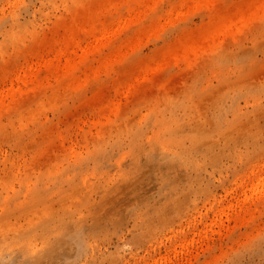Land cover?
Masks as SVG:
<instances>
[{
  "label": "rangeland",
  "instance_id": "374dc122",
  "mask_svg": "<svg viewBox=\"0 0 264 264\" xmlns=\"http://www.w3.org/2000/svg\"><path fill=\"white\" fill-rule=\"evenodd\" d=\"M154 1H161V5L159 3V5H153L156 10L151 5ZM180 1L0 0V101L5 106L10 102L13 103L6 107L14 105L12 106L14 109L15 104L19 103L20 105L21 100L23 101L24 98H27L24 99L25 103L28 101L30 103L28 96H25L29 85L24 81L29 75H32L33 78L42 76L41 81L44 78L42 85L47 83L46 86L44 85L45 87H48V83L53 82L55 85L52 86H58L59 88L61 85L58 81L60 79L58 74L60 72L62 74V71H59L57 67L59 63L65 64L67 62L66 57L72 63L81 62V64L84 58H86L88 64V61L92 58L91 64H89L92 67L104 66L103 61L112 62L116 58H120L118 60L121 62L127 58L130 62H128V66L127 60L124 61L126 64L122 62L126 65L124 71L120 67L121 70L119 71L120 73L124 72L125 77L119 71L116 73V69L120 66L117 63L110 66L111 69L107 68L108 73L105 74L106 68L101 69V74L97 73L96 79L91 84L99 86L100 83L104 82V84L102 83L103 88L100 84L102 90L96 86L95 90L98 88L99 92L93 91L97 93L95 95L99 101L95 99V102H93L94 98L90 99L92 93L90 91L93 90V85L86 84L87 88L92 90H88L85 88L86 86L79 89L89 91L87 93L89 98L84 94L87 97L88 104L83 97L84 92L78 91L79 94L82 93V96H78L74 94L75 91L77 92L76 89L73 92L74 87H67L72 89L71 94L68 93L69 89L66 90L68 92H65L67 94L62 92V96L64 95L62 99H65L66 102V98H68V103L65 104L64 102L66 106L75 99L76 102L74 101L71 105H68L70 110L73 109L71 111L68 108L64 110V105L61 106L64 100L61 98L62 102L57 100V97H60L57 96L59 92V95H61L60 88L64 91L63 87L59 89L56 87L55 89L59 92L55 90L51 93L54 90L51 85V88L46 89L43 86L39 87V90L44 88L42 89L44 91H41V96L43 95L44 100H47L45 101L47 105L50 101L48 99H52L50 96L56 92L58 93L55 94L56 96L54 95L56 100H51L57 101L53 103L54 105L61 106H58L57 110H51V106L45 108L42 105L41 107L45 108L42 112L40 104L45 103H42L43 98L36 96L35 93L34 97L36 96L37 100L35 98L32 100L33 97L29 98L33 104V109H31L32 105L27 103L28 105L25 106L24 111L22 108L18 110L24 112L26 116L21 115L25 117L24 119L17 112L19 108H15L17 113L14 112L13 116L10 112L11 110L13 112L12 107L6 111L7 108L2 104L5 110H1L11 114L5 113V115L2 111L0 114V121L2 120L0 129L1 127L2 129L7 128V131L0 130V166H2L0 176L3 173L2 177L11 179L13 174L11 168H15L12 167L14 166L11 161L12 158L13 160H19V162L21 160L23 163H20L21 169L19 171L17 167L15 168V177L12 178L14 180H10V186L6 187L5 184V186H2V183H5L3 178V181H0V189H3V187L7 189L4 188V193L3 191L0 193V198L6 193L5 197L9 198L7 202L13 207L12 204L17 202L18 198L23 199L21 195L25 193H30L32 196L38 194L40 196L38 202H45V208L47 211L49 210L43 215L39 224L42 227L45 225L44 229L46 230H40L37 237L34 236L37 235L35 227L39 225L32 224V221L29 222L32 218L38 217L33 208L27 206L26 210L28 212L25 211L24 215L17 210H15L17 213L13 210L11 216L14 217L18 214L14 218L5 214L3 209L0 210V220L4 218V215H8L10 219L6 217L8 219L5 218V220H9V223L23 224L22 221L28 219V221L25 220L27 225L24 222V226L26 225L23 226L24 230H19V235L27 234L30 230L35 229L33 230L34 233L25 234L27 237L31 236L30 238L34 236L31 241L29 240L30 242L22 248H20V245H15L18 248L12 252L13 258H5L4 264H264V0H246L245 2L248 4L245 5H242L244 0L243 3L242 0H225L222 1L225 3L221 5L216 4L221 0H187V5L184 6L186 9L182 8L183 6H179V8L173 6L179 4ZM131 8L132 11L134 10L137 13V17L143 15L141 16L143 18L144 13H148H146L144 19L139 17L141 22H144L148 16L150 18L148 19L149 22L145 21L147 24L145 22L142 24L143 28H141L140 34L137 33L138 31L136 32V29L139 30L138 28L141 26V23H139L140 26L137 27V22H140V20L137 17L134 18L135 12L131 13ZM141 8L145 12L140 10ZM137 9L142 13L139 12V14L136 11ZM210 9H212V13ZM127 11L129 14H127ZM211 14L212 16H210ZM245 14L247 18L243 20L242 26H240L242 20L236 18ZM213 15H215V18ZM179 16H181L180 19H178ZM187 18L189 21H184ZM231 19H235L233 22L234 27H228L232 25ZM169 21L172 24L174 23L173 25L179 24L180 29L177 26L175 28V26L170 25ZM219 21L220 23L217 26ZM134 22L137 24L136 29L131 32V29L127 28L130 26V28H134ZM183 23L187 25L186 27H189L186 28ZM203 23L212 24L211 26L206 25L203 30H200ZM144 24H146L145 27ZM214 24L215 27H212ZM221 24L225 27L223 30L219 28ZM181 25L184 29L181 28ZM170 26L174 28L172 31ZM191 26L192 29H190ZM125 27L127 33L129 30V38L127 34L125 35V30H122ZM74 29L77 30L79 35L85 32L82 36L80 35L84 41L78 36H76V40L72 37V41L69 35H67L69 39H65V33H70ZM231 29L233 31H230ZM89 30L91 33H88ZM158 30L160 33H170V36L163 33L165 35L162 38L161 35L163 34L157 35L160 34ZM122 32L125 33L121 34ZM180 32L186 37L191 36V38L192 35L190 34L192 32L195 35L193 36L195 37L194 41L183 40L181 43L179 42L180 38L171 46L169 42L176 41L181 37L182 35L179 36ZM92 33H96L97 37ZM130 33L132 34L130 35ZM61 34L65 37H62ZM120 34L122 38L126 40L128 38V41L125 42L121 37V40H118L119 36L117 37V35ZM174 34L179 37H175ZM153 35L157 36L153 37ZM113 38H115L114 42L111 40ZM215 40L218 41V44L213 43ZM127 42L130 46L126 44ZM62 46H65L64 51H61ZM98 46L100 47L98 48ZM115 46L118 47L117 50ZM125 48L130 52H127ZM120 50H125L126 52L123 53L128 54L127 56L130 55L131 51L134 55L131 53L130 57L125 56L124 58V54L119 53ZM134 51L136 52L134 53ZM70 52L72 53L70 54ZM95 52L96 57L93 60ZM85 53L87 57L84 55ZM119 54H122V56L119 57ZM172 54H174L173 59H170ZM139 55L140 57L137 58ZM215 58H219V62L224 65L223 68H226V71H224V75L220 73L207 77V73L211 71V69H208L211 65H214L215 69L219 68ZM212 60L214 61L212 62ZM87 63H85V67L80 64L81 67H84H82V70L81 67L76 70L84 78L83 74L92 76V68H88L91 66ZM123 64L121 65L123 66ZM128 67L132 71L129 75L126 72V70L129 71L126 69ZM86 68L89 72H86ZM113 68H116L115 72H112L114 71ZM198 68H200L199 71ZM61 69L63 70V66ZM55 72L58 73L57 77ZM46 73L50 75L45 77ZM118 74L123 77L120 85V82L115 84L113 76ZM70 76L72 77V75ZM198 76L201 77V81L197 80ZM222 76L225 79H222ZM47 77L49 78L45 79ZM67 78L66 83L71 84L73 77L72 79ZM99 78L100 80H98ZM192 78L195 82H192ZM56 80L59 85L56 84ZM105 80L109 82V85H106ZM220 80L224 81L221 82ZM152 81L155 82L152 83ZM157 81L160 83L157 84ZM174 83L177 87L180 86L179 90L174 88ZM115 85H117V91L114 90ZM104 86H106V90ZM189 87H191L189 91L194 89L191 91L194 94L198 90L194 96L195 102H193V97L187 98L188 93L187 97H184L183 91ZM23 89H26L25 92ZM29 89L31 91L28 90L27 95L35 92L34 89ZM72 92L75 95L74 98ZM15 93L20 94V96H16ZM46 93L49 95L44 96ZM12 94H15L17 98L22 96L21 100L14 98L20 100L14 104L13 98L10 101ZM71 95L73 99H70ZM108 96L114 99H106ZM196 96H198L197 99ZM75 97H81L77 99L79 102ZM40 98L41 102L38 103L37 101H40ZM182 98H186V102L180 104L181 106H177L179 99ZM81 99H84L82 102L85 103L82 104ZM174 101H177V104ZM173 102L176 104L175 106ZM37 103L39 104L38 107L35 106ZM74 103H77L80 107L76 108L77 105ZM93 103L95 104L93 105ZM96 103L98 104L96 105ZM72 105L74 108H72ZM26 107L29 110H26ZM36 107L41 110L38 109L35 112ZM48 107H51L50 110ZM174 107H177V109ZM62 108L63 111L60 110ZM30 110L33 113L35 112V115L30 114L31 112L27 115ZM60 111L68 118L63 116L62 112L59 114ZM39 112L42 116L39 115ZM43 113L45 115L49 114V116L44 117ZM2 114L6 116V120H4L5 116ZM27 116L29 118H26ZM35 118H37L39 125L37 121L33 120ZM56 118L60 121L58 122L60 128L55 127L57 124ZM33 121L36 124H33ZM11 122L15 125L18 124L17 128L20 125L19 128L22 129H18L21 132L13 124L15 128L5 127L6 125L12 126L9 124ZM19 122H24L26 127ZM52 126L53 128L62 129L63 133L69 136L67 142L69 148H65L68 151L64 150L63 152L65 154L67 152V158L69 157L68 159L71 160H65L63 158L64 154L61 157L59 155L57 158V154L63 153L62 148H60L61 144L51 145L52 147L56 146L55 148L50 146L49 142L51 143L52 140L51 136L49 135V137L47 134ZM161 126H163V129H161ZM168 126L173 128L172 132H167V134L173 136L171 143L167 146H163L161 143L155 144L153 142V140L155 141L154 137L163 136L162 134ZM90 128L93 130L92 134L89 132ZM43 129H46L44 130L45 133L48 130L47 134L41 133ZM10 133L13 139L10 136L7 137ZM35 133H38V136ZM29 134L31 137L36 138H31ZM101 134L104 136H99ZM43 137H47L46 140L45 138L42 139ZM39 138L42 139L39 142L45 145L46 149L43 148L44 146L42 148L38 147V153V150H34L35 148L32 146L33 144L31 145V142L32 139ZM72 140H75L76 144L79 143L75 144L76 148H74L77 153L70 151L71 146H74L75 143ZM19 146L25 147L24 151ZM27 146L29 147L26 148ZM49 147H51V150L54 149L56 153L51 151ZM42 149L46 150L42 153V155L45 154V157L51 154L48 158L55 161V165L58 167L55 169L60 172L52 169L55 166L54 162H51L53 165L49 167L54 172L49 173L50 170H46V173L48 171L47 174L39 176L41 170L47 169L49 165L40 164L34 166L39 168L34 171L36 174L32 173L35 174L32 177V174L26 173L29 170L25 172L27 165L22 157L24 155L31 162L34 153L37 152L41 155ZM48 149L51 151L50 153L47 152ZM57 149L61 150L58 151ZM20 151H22V155L19 154ZM11 152L10 157L7 156ZM68 152L74 153V155ZM4 153H6L5 158L7 161L3 156ZM52 153H55L54 157ZM81 153H83L82 156ZM68 154L73 157L76 154V159L71 158ZM44 156H39L41 161H43ZM2 157L4 159L1 160ZM55 158L59 161L57 162ZM60 158L65 161L61 162ZM9 159L11 166L9 165ZM64 162L65 164H63ZM68 162H73V165L78 169H71V173L68 172L63 177L64 172L62 170H66ZM6 163L8 167L10 166V171H8L9 169L3 170L7 166ZM4 164L5 167H3ZM59 165L60 168L65 166V169H59ZM71 165L72 163L69 164V169L74 167ZM29 169L33 171L31 167ZM20 170L28 175H24L25 179L26 177L28 179L25 182L20 181V178L24 179V177L19 178L22 175L21 173L24 174ZM18 172H21L20 175L16 174ZM59 173H62V175L57 178L56 176H59ZM16 176H18L17 179ZM2 179L0 177V180ZM54 180L57 181L58 187H55L56 181ZM46 182H51V185L49 183V186L48 184L45 185ZM41 183H44V186ZM116 183H118L117 185L120 184V189L114 187ZM122 183L125 184L123 189H130L129 192L125 189L129 194L127 196L125 190L122 189ZM114 188L118 191H115ZM13 189H15V192ZM71 189L72 199L71 197L70 199L72 203H70L69 198H66L71 196ZM79 189L84 191L82 192ZM112 191L119 193L115 195ZM106 192L109 197L112 196L110 199L114 196L117 197L121 192L123 194L118 196L121 197L119 201L116 197H114L115 201L107 197V201L110 200L108 201L110 205L111 202H114L112 204L115 205L110 206L107 201L105 202L104 197L106 195L104 194H107ZM87 193H89V198H87ZM86 194V197L80 199ZM9 195L10 197H7ZM52 196L53 200H51ZM14 198H16L15 202L12 201ZM77 201L81 204L79 205L81 207L77 206L79 204ZM52 205L60 209L67 207L66 211L70 214L66 224L60 225L59 218H57L58 222L56 218L53 219L50 212ZM29 209H33L34 213H31ZM78 209L82 214H79L80 217L85 216L84 219L86 217L89 219L84 220L81 217L83 223L80 222ZM75 214L77 215L75 216ZM54 220L56 221L54 222ZM48 224L52 228L48 229ZM4 232L0 239L1 237L9 239L13 231H10L9 228L7 230L5 225ZM45 240L49 241L46 256H44L46 258L40 259V262L43 261V263H39L30 256L29 244L37 251L41 250Z\"/></svg>",
  "mask_w": 264,
  "mask_h": 264
},
{
  "label": "bare ground",
  "instance_id": "6f19581e",
  "mask_svg": "<svg viewBox=\"0 0 264 264\" xmlns=\"http://www.w3.org/2000/svg\"><path fill=\"white\" fill-rule=\"evenodd\" d=\"M136 1H137V0H136ZM222 1H225V0H221V2L219 1L220 3H219V2H218V3L216 2V4H217V5H219V4L221 5V4L223 3ZM226 1H227V0H226ZM240 1H241V0H240ZM245 1H246V0H244V4H242V5L248 4V3H246ZM132 2H133V1H132ZM160 2H161V1H159V2L154 1L153 4H151V5H152V8H153V5L155 6V5H157L158 3L161 5ZM162 2H163V1H162ZM171 2H174V1H171ZM171 2H170V3H171ZM241 2L243 3V0H242ZM241 2H240V5H241ZM135 3H136V2H135ZM135 3H134V4H135ZM137 3H138V2H137ZM137 3H136V4H137ZM174 3H175V2H174ZM176 3H177V2H176ZM213 3L215 4V1H213ZM224 3H225V2H224ZM224 3H223V4H224ZM140 4H141V2H140ZM159 4H158V5H159ZM171 4L173 5V3H171ZM216 4H215V5H216ZM250 4H251V3H250ZM186 5H187V0H181V1L179 2V4H177V5L174 4L173 6H174V7H178V8H179V6H183L182 8H185L184 6H186ZM225 5H226V4H225ZM138 6H142V5H138ZM130 7H132V6H130ZM136 7H137V6H136ZM158 7H159V6H158ZM216 7H217V6H216ZM216 7H215V8H216ZM133 9H134V8H133ZM138 9H139V7H138ZM138 9H137L136 11H138ZM153 9H155V8H153ZM185 9H186V8H185ZM140 10L144 11L142 8H141ZM155 10H156V9H155ZM155 10H154V11H155ZM129 11H130V9H129ZM132 12H135V11H134V10L132 11V8H131V13H132ZM139 12H140V11H138V13H139ZM144 12H145V11H144ZM181 12H182V11H181ZM181 12H179V13H181ZM183 12H184V11H183ZM210 12L212 13V9H210ZM210 12H209V13H210ZM219 12H220V11H219ZM131 13H130V17H131ZM140 13H142V12H140ZM140 13H139V14H140ZM146 13H147V12H146ZM146 13H144V17H143V18L141 17V16H143V15H140L139 17H140L141 19H144V18L146 17ZM209 13H208V14H209ZM127 14H129L128 11H127ZM136 14H137V13L135 12L134 18L137 17ZM147 14H148V13H147ZM182 14H183V13H182ZM206 14H207V13H206ZM128 16H129V15H128ZM128 16H127V17H128ZM177 16H178V15H177ZM204 16H206V15H204ZM210 16H212V14H211ZM214 16H215V15H213V17H214ZM127 17H126V18H127ZM139 17H137V18L139 19ZM180 17H181V16H179L178 19H180ZM207 17H208V15H207ZM131 18H132V17H131ZM131 18H130V21H131ZM134 18H133V19H134ZM137 18H136V19H137ZM183 18H184V17H183ZM188 18H189V17H188ZM188 18H187V19H184V21H185V20H188ZM205 18H206V17H205ZM214 18H215V17H214ZM245 18H247V15H246V14L243 15V16H240V17L236 18V19L242 20L241 23H240V26H242L243 20H244ZM128 19H129V18H128ZM138 19H137V21L140 20V22H137L138 25L135 23V22H136V20H135V22H134V23H135V25H134L135 27L133 26V24H134V23H133V24H131V25H132L134 28H130V27H131V26H130V27L127 28V29H131L130 31L132 32L133 29H136V25H137V27H138V26H140L139 23H141V26L138 28L139 30L136 29V32L138 31L137 33L140 34L139 32L141 31V28H143V27H142V26H143L142 24H143L145 21L149 22L148 19H150V18H149V16H148V17L145 19L144 22H141V19H139V20H138ZM172 20H173V19H172ZM234 20H235V19H231V20H230L231 23H232V25H230V26H228V27H232V26L234 27V24H233ZM124 21H126V20H124ZM127 21H128V20H127ZM130 21L128 22V24L130 23ZM188 21H189V20H188ZM203 21H204V20H203ZM147 22H145V23L147 24ZM121 23H122V20H121ZM124 23H125V22H124ZM124 23H123V25H124ZM169 23H170V21H169ZM219 23H220V21L217 23V26H218ZM146 24H144V27H145ZM173 24H174V23H173ZM173 24L170 23V25H173ZM176 24H177V23H176ZM184 24H185V23H183V25H184ZM211 24H212V23H211ZM211 24L203 23V26H202V28H201L200 30H203V29L205 28L206 25H207V26H211ZM223 24H224V23H223ZM150 25H151V24H150ZM150 25H149V26H150ZM201 25H202V24H201ZM126 26H127V25H126ZM128 26H129V25H128ZM128 26H127V27H128ZM174 26H175V28H176V26H177V28L179 27L178 29H180L179 24H177V25H173V27H174ZM181 26H182V25H181ZM184 26L186 27L187 25H184ZM170 27H171V26H170ZM173 27H171V31H172V29H174ZM188 27H189V26H188ZM188 27H186V28H188ZM199 27H200V26H199ZM212 27H215V24H214ZM123 28H124V26H123ZM181 28H183V26H182ZM192 28H193V27L191 26L190 29H192ZM219 28H220L221 30H223L225 27H223V25L221 24V25L219 26ZM183 29H184V28H183ZM104 30H106V29L104 28ZM122 30H123V31L125 30L126 33H125V32H124V33H125V35L127 34V35H128V38H129V30H128V33H127V30H126V27H125V29H122ZM142 30H143V29H142ZM54 31H55V30H54ZM54 31H53V32H54ZM158 31H159V30H158ZM162 31H163V30H162ZM171 31L169 30V32H171ZM175 31H177V30H175ZM230 31H233V29H231ZM55 32L57 33V31H55ZM65 32H66V31H65ZM67 32H68V31H67ZM178 32H179V31H178ZM61 33H63V32H61ZM84 33H85V32H82V34H84ZM88 33H91V31L89 30ZM124 33L122 32L121 34H124ZM158 33H160V31H159ZM163 33L167 34L166 36H170V35H169L170 33H169V34L166 33V32H163ZM163 33L161 32L160 34H157V31H156V34H157V35H161V34H163ZM65 34H66V38H65V39H69V37L71 36V38H70L71 40H72V37L75 38V40H76V39H77L76 36H78V38L80 37V35L82 36V34L79 35V33L77 32V30H75V29H74V30H71L70 33H65ZM65 34H64V35H65ZM115 34H118V33H115ZM121 34H120V35H117V37L119 36V38H117L118 40H121V38H122V35H121ZM131 34H132V33H130V35H131ZM153 34H154V33H153ZM165 34L161 35V37H162V36L164 37ZM185 34H186V33H185ZM67 35H69V37H67ZM92 35H94V36L96 35L95 37H97V34H96V33H92ZM135 35H136V33H135ZM151 35H152V34H151ZM157 35H155V36H157ZM180 35H182L181 32H180L179 36H180ZM190 35H192V38H191V36H190V37H189V36L186 37V35H182L181 37H179V36L177 35L179 38H178L176 41H173V40H172L173 42L171 41V42H169V44L172 46V45H173L174 43H176L180 38H181V40H179V42H181V43L183 42V40L193 42L194 39H195V37H193V36H195V35H194L192 32H191ZM61 36H62V37H65V36H63L62 34H61ZM94 36H93V37H94ZM123 36H124V35H123ZM144 36H145V34H144ZM144 36H143V37H144ZM147 36H149V35H147ZM155 36L153 35V37H155ZM174 36H175V34H174ZM174 36H173V38H174ZM177 36H175V37H177ZM83 37H84V36H83ZM95 37H94V38H95ZM115 37H116V36H115ZM120 37H121V38H120ZM124 37H125V36H124ZM133 37H134V36H133ZM149 37H151V36H149ZM149 37H148V38H149ZM163 37H162V38H163ZM171 37H172V36H171ZM128 38H127V40L124 39V38H122V40L124 39V41L126 42V41H128ZM130 38H131V37H130ZM156 38H157V37H156ZM80 39H81V37H80ZM99 39H100V37H99ZM117 39H116V40H117ZM152 39H155V38H152ZM171 39H172V38H171ZM175 39H176V38H175ZM75 40H74V41H75ZM81 40H82V39H81ZM81 40H80V41H81ZM86 40H87V39H86ZM111 40H113V42H114L115 38H113V39H111ZM72 41H73V40H72ZM77 41H78V40H77ZM82 41H84V40H82ZM130 41H131V40L129 39V42H130ZM221 41H222V40H221ZM78 42H79V41H78ZM111 42H112V41H111ZM166 42H167V41H166ZM106 43H107V42H106ZM213 43H217V44H218V41L215 40ZM108 44H109V43H108ZM126 44H129V43L127 42ZM74 45H76V44L74 43ZM79 45H80V44H79ZM105 45H106V44H105ZM109 45H110V44H109ZM109 45H108V46H109ZM116 46H118V45H116ZM116 46H115V47H116ZM126 46L128 47V45H126ZM129 46H130V44H129ZM64 47H65V46H64ZM64 47H63V46L61 47V51H64V50H65ZM99 47H100V46H98V48H99ZM129 48H131V47H129ZM94 49H95V48H94ZM96 49H97V48H96ZM117 49H118V47H116V50H117ZM125 49H127V48H125ZM131 49H132V48H131ZM124 51H125V50H120L119 53L124 54V53H123ZM128 51H129V50L127 49V52H128ZM96 52H97V51H96ZM96 52H95V54L93 55V56H94L93 60H94L95 57H96V56H95V55H96ZM125 52H126V51H125ZM129 52H130V51H129ZM135 52H136V51H134V53H135ZM71 53H72V52H70V54H71ZM131 53H132V55H134L132 51H131ZM131 53H130L129 56H127L128 54L125 55V54H126V53H125V54H124V58H125V56H126V57H130V56H131ZM137 53H138V52H137ZM122 54H119V57H121ZM84 55H86V57H87V54H86V53H85ZM84 55H83V56H84ZM97 55H98V54H97ZM62 56H63V55H62ZM89 56H90V55H89ZM89 56H88V57H89ZM173 56H174V54H172V55L170 56V57H172V58H170V59H173ZM84 57H85V56H84ZM136 57H137V56H136ZM139 57H140V55H139L137 58H139ZM216 57H218V55H216ZM89 58H90V57H89ZM89 58H88V59H89ZM141 58H142V57H141ZM221 58H222V57H221ZM61 59H62V57L60 58V60H61ZM66 59H67V62H66L65 64H62V63L60 64V63H59V66L57 67L59 71H62V74H60L61 72H60L59 74H58L57 72H55V73H56V74H55L56 77H57V74H58V76L60 75V76H59L60 79H59V78H56L57 80L59 79L58 81L61 82V83L59 82V84L61 85V86H59V88H60V87H63V89H64V91H62V88H60V89H61V90H60V91H61V95H59L60 92H59V90H57V89H59L58 86H56L57 89H55L56 87L52 86V85H55V84H53V82H51V81L49 80V82H51L52 84H51V83H50V84L48 83V87H49V88H51V87L54 88V90L51 89V90H53V91H51V93L55 92V90H57V91L59 92V94L56 92V93H54L53 95H51V93H50V95H51L50 97H51L52 99H54V100H56V97H55L56 95H55V94H58L57 96H60V97H57V98H58L57 100H60V98L62 99L63 96H64V95L62 96V92H64V93H65V92H68V91H66V90L69 89V88H67V87H70V88H73V87H74L73 92H74L75 89H76L77 92L75 91L74 94H75V95L77 94L78 96H80V95L84 92V93H83V97L87 100V97L89 98V95L87 94L89 91H87V90L84 89V90L86 91V93H85L84 90L81 91V90H79V89H80V88L82 89V87L86 86V84H87V85L90 84V86H92L93 84H91V83L96 79V77H97V76H96L97 73L102 72V70H101L102 68H106V69H107V68L109 67L108 69H111L110 66L114 65L115 63H117L118 65L120 64L119 68H118V67H117L118 69L115 68L117 71L113 68L112 70H114V71H112V72H115V71H116V73H118V71L121 70V69H122V71H124L123 69H124L125 66H126L125 64L127 63V66H128V62H129L128 59L126 58L127 61L124 60V61H126V63L122 60V62L125 63V64H123L120 60H118V59H120V58H118V59L116 58V60H114V61H112V62H106V61H103V65H104V66H99V67H95V66H93V67H92V65H89V64H91L90 61L92 60V58H90L91 60L89 59V60H90V61H88L89 64L86 62V61H87V60H85L86 58H84L85 61H84V60L82 61V62H83V63H82L83 66L86 65L85 63H87L89 66H91V67H88V66H87V67H88V68H92V70H91V71H92V72H91L92 76H91L90 74H88L87 76L83 74V76H85V78H84V77L80 76V74H78L77 71H76L77 68L80 69V67H81V65H82L81 62H79V63H72V62H70L69 58L66 57ZM122 59H123V57H122ZM170 59H169V60H170ZM174 59H175V58H174ZM136 60H137V59H136ZM139 60H141V59H139ZM217 60H218V61H217ZM118 61H120V62H118ZM213 61H214V60H212V62H213ZM215 61L217 62L216 64L219 66V68H218V69H215L214 65H213V66L211 65V66L208 68V69H211V71H210V72L207 71V72H208V73H207V77H210V76L213 75V74L216 75V74H220V73H221V75H224V71H226V68H223L224 65H223L221 62H219V58H215ZM129 63H130V62H129ZM80 64H81V65H80ZM121 64H123V66H122ZM57 65H58V64H57ZM118 65H117V66H118ZM209 65H210V63H209ZM209 65H208V66H209ZM62 66H63V70L61 69ZM83 66H82V67H83ZM130 66H131V69H132V65H131V64H130ZM215 66H216V65H215ZM218 66H216V67H218ZM59 67H60V69H59ZM82 67H81V70H82ZM84 67H85V66H84ZM84 67H83V68H84ZM120 67H121V69H120ZM122 67H123V68H122ZM194 67H195V66H194ZM57 68L55 67V69H57ZM133 68H134V66H133ZM108 69L105 71V74L108 73V71H109ZM126 69L129 70V71L126 70V72H128V75H129L131 69H129V67L126 68ZM192 69H194V68H192ZM196 69H197V67H196ZM199 69H200V68H198V71H199ZM103 70H105V69H103ZM56 71H57V70H56ZM74 71L76 72L75 74H74ZM84 71H85V69H84ZM194 71H195V70H194ZM194 71H193V72H194ZM79 72H80V70H79ZM86 72H89V71L87 70V68H86ZM126 72H125V73H126ZM131 72H132V71H131ZM164 72L167 73L166 70H164ZM164 72H163V73H164ZM168 72H169V71H168ZM80 73H82V72H80ZM110 73H111V70H110ZM119 73H120V71H119ZM165 73H164V75H165ZM51 74H52V73H51ZM100 74H101V73H100ZM112 74H113V73H112ZM120 74H122L123 77H125L124 72H123V73H120ZM130 74H131V73H130ZM48 75H50V74H48ZM48 75H47V73H46L45 77L48 76ZM55 75H53V76H55ZM70 75H72V77H73V80H72L73 82H71V84H70V83L68 84V83H66V78H67V77H70V78L72 79V77H71ZM98 75H99V74H98ZM103 75H104V72H103ZM122 75H121V76H120L119 74L116 75V76H118V77H116L115 75H113V76H114L115 84H118V83L120 82V83H119V85H120V84L122 83V79H123ZM164 75H163V76H164ZM111 76H112V75H111ZM119 76L122 77V78H120ZM43 77H44V76H43ZM81 77H82V78H81ZM101 77H102V76H101ZM101 77H100V78H101ZM205 77H206V75H205ZM205 77H204V78H205ZM48 78H49V77H47V78H45V79H48ZM100 78H99L98 80H100ZM103 78H104V77H103ZM145 78H146V77H145ZM147 78H148V77H147ZM147 78H146V79H147ZM221 78H222V79H225L224 76H222ZM41 79H42V76H41V77L33 78L32 75H29L26 79H24V81L29 85V87H28V89H27V93H28V90H30L29 88H32V89L35 90V92H31V93H29V95H27V93H26V94L23 93V94H25V96H28V100H30V103H28L29 101L25 103V100H26L27 98H26V99L24 98L25 100L23 99V101H22V100H21L22 96H21V98H20V97H19V98L15 97V94H16V93H15V94H12L11 97H10V101H11V98H13V102H14V104H15V103H18V102L21 100L20 105H19V103H18V104H15V106H16L17 108H19V109H17L16 107H14V109H15V108L17 109L18 114H20L19 116H20V117H23V119H24L25 117H24V116H21V115L24 114V112H20V111H18V110H21L20 108H22L23 111H24V110H25V109H24L25 106H27L28 104H31V105H32L31 109H33V104L31 103V99H29V98H32V97H33L32 100H34V98H35V99L37 98L36 96H38V97H42L43 95L41 96V91H44V90H42V89H44V88L48 89V87H45V86H46L45 84H47V83H44L45 86L42 85V82H43L44 78H43L42 81H41ZM67 79H68V78H67ZM71 79H70V80H71ZM83 79H84V80H83ZM85 79H86V80H85ZM104 79H105V78H104ZM164 79H165V78H164ZM167 79H168V78H167ZM193 79H194V78H192L191 80H193ZM195 79H197V78L195 77ZM200 79H201V77L198 76V79H197V80L201 81ZM51 80H52V79H51ZM57 80H56V84H58V83H57V82H58ZM165 80H166V79H165ZM67 81H68V80H67ZM199 81H198V82H199ZM203 81H205V80H203ZM220 81L222 82V81H224V80H220ZM97 82H98V81H97ZM100 82H101V81H100ZM100 82H99V83H100ZM106 82H107V81L105 80V83H106ZM153 82H155V81H152V83H153ZM178 82H179V81H178ZM192 82H195V80H193ZM99 83H98V84H99ZM102 83L104 84V82H102ZM102 83H100V84H102ZM108 83H109V82H107L106 85H107ZM152 83H151V84H152ZM156 83L159 84L160 82L158 83V81H157ZM180 83H181V82H180ZM196 83H197V82H196ZM200 83H202V82H200ZM203 83H204V82H203ZM59 84H58V85H59ZM96 84H97V83H96ZM100 84H99V86H97V85H96V86L99 87L100 90H102V88H103V84H102V88L100 87ZM157 84H156V85H157ZM33 85H34V86H33ZM50 85H51V87H50ZM108 85H109V84H108ZM149 85H150V84H149ZM31 86H33V87H31ZM43 86H44V88H40L41 90H39V87H43ZM93 86H94V87H93V90L89 87V88L92 90V91H90V92H92V93H94V92H99V89H98V88H96V90H95V87H96L95 84H94ZM150 86H152V85H150ZM153 86H154V84H153ZM165 86H166V85H165ZM165 86H164V87H165ZM173 86H174V88H175L176 90H179V87H180V86L177 87L176 83H174ZM87 87H88V86H86L85 88H87ZM159 87H161V86L159 85ZM200 87H202V86H200ZM104 88H105V90H106V86H104ZM107 88H108V86H107ZM154 88H155V87H154ZM156 88H158V87H156ZM161 88H162V87H161ZM190 88H191V87H189V88H187V90H184V91H183V93H184V95H185L184 97H187L186 95H187V93H188V97H187V98H191V97H193V98H192V99H194L193 102H195L196 100H195V97H194V96L197 94V91H198V90H197L196 92L194 91V92L196 93V94H194L193 92H191V91H193L194 89L192 88L193 90L189 91ZM203 88H204V87H203ZM37 89H38V90H37ZM46 89H45V90H46ZM87 89H88V88H87ZM90 89H88V90H90ZM23 90H24V89H23ZM23 90H20V91H23ZM25 90H26V89H25ZM25 90H24V92H25ZM69 90H70V91H69L68 93L71 94L70 92L72 91V89H69ZM114 90H115V91L118 90L117 85L114 86ZM157 90H158V89H157ZM157 90H156V91H157ZM163 90H165V89H163ZM30 91H31V90H30ZM30 91H29V92H30ZM37 91H38V92H37ZM48 91H49V90H48ZM78 91H79V92H82V93L79 94ZM93 91H94V92H93ZM156 91H155V92H156ZM188 91H189V92H188ZM39 92H40V93H39ZM45 92H47V91H45ZM73 92H72V94H73ZM100 92H103V91H100ZM199 92H200V91H199ZM199 92H198V93H199ZM20 93H22V92H20ZM32 93H33V95H31ZM34 93L36 94L35 97H34V95H35ZM38 93H39V95H38ZM64 93H63V94H64ZM92 93H91V95H90V99L92 100V99L94 98V101H93V102H95V99H96V101H99V99L97 100V97H96V95H95V94H97V93H94V94H92ZM183 93H182V94H183ZM191 93H192V94H191ZM23 94H22V95H23ZM65 94H67V93H65ZM69 94H68V95H69ZM74 94H73V98H74V96H75ZM84 94H86L87 97L84 96ZM89 94H90V93H89ZM100 94H101V93H100ZM153 94H154V93H153ZM156 94H157V93H156ZM189 94H191V95H189ZM48 95H49V94L46 93L44 96H48ZM54 95H55V96H54ZM68 95H67V96H68ZM92 95H93V97L91 98ZM114 95L116 96V93H115ZM13 96H14V97H13ZM16 96H20V94H19V95L16 94ZM25 96H23V97H25ZM61 96H62V97H61ZM67 96H66V97H67ZM81 96H82V95H81ZM98 96H99V95H98ZM101 96H102V95H101ZM155 96H156V95H155ZM54 97H55V98H54ZM197 97H198V96H196V99H197ZM199 97H200V96H199ZM220 97H221V96H220ZM14 98H15V99L17 98V99H20V100H15ZM42 98H43V97H42ZM64 98H65V97H64ZM73 98H72V95H71V98H70V99H73ZM75 98H76V97H75ZM80 98H81V97H80ZM80 98H76V100H77V99H80ZM99 98H100V97H99ZM102 98H103V96H102ZM107 98L110 99V100H111V99H114V98H111L110 96L106 97V99H107ZM214 98H216V97H214ZM214 98H213V99H214ZM221 98H222V97H221ZM45 99H47V98H45ZM52 99L49 98L48 100L51 101ZM66 99H67L66 102H65V99H62V100H64V101H63V104L61 103V104H62L61 106L64 105V102H65V104L68 103L69 100H68V98H66ZM185 99H186V98H185ZM185 99L182 98V99H179V101L177 100V101H178V105H177V106H179L180 104H184V103L186 102V100H187V99H186V100H185ZM14 100H15V101H14ZM36 100H37V99H36ZM36 100H35V101H36ZM39 100H40V101H37L38 103L41 102V98H40ZM42 100H43L42 103L44 102L46 105H45V104H40V107H41L42 105H43L45 108H46L47 106H51V107H52L51 110H53V109H56V110H57V108H58L59 105H54V104H53V103H56L57 101H56V102H55L54 100H53L54 102H53V101H51V102L49 101V105H47V103L45 102V101H47V100H44V98H43ZM82 100H84V99H81L80 102H81L82 104L85 103L84 101L82 102ZM100 100H101V99H100ZM17 101H18V102H17ZM60 101H61V100H60ZM60 101H59V102H60ZM71 101H72V100H71ZM74 101H75V99L73 100V102H74ZM77 101L79 102V100H77ZM177 101H176V102H177ZM216 101H217V100H216ZM22 102H24L26 105H25L24 103H22ZM32 102H33V101H32ZM61 102H62V101H61ZM73 102H72V103H73ZM75 102H76V101H75ZM78 102H77V103H78ZM86 102H87V104H88V100H87ZM90 102H91V101H90ZM90 102H89V104H90ZM174 102H175V101H174ZM174 102H173V103H174ZM176 102H175V103H176ZM189 102H190V101H189ZM0 103H1V104H0V114H1V111L3 112V114H5L7 110H10V109H8V108H11L12 106H14V105H12L11 107H6V106L10 105L11 102H10L8 105H6V106H5V104H3V102L0 101ZM21 103H22V107H21ZM27 103H28V104H27ZM35 103H36V102H35ZM38 103L35 104V106L39 105ZM50 103H52V104L50 105ZM72 103H69L68 105H71ZM77 103H76V104L74 103V104L77 105ZM175 103H174V106L177 104V103H176V104H175ZM2 104H3V106H5V108H7L6 111H3V110H5V109H4V107H2ZM11 104H13V103H11ZM23 104H24V106H23ZM58 104H59V103H58ZM74 104H73V105H74ZM94 104H95V103H93V105H94ZM97 104H98V103H96V105H97ZM217 104H218V103H217ZM18 105H19V106H18ZM68 105H67V106H66V105L63 106V107L65 108L64 110H66V108H68V109L70 108ZM73 105H72V108L75 107V105H74V107H73ZM84 105H85V104H84ZM53 106L56 107V108H54ZM61 106H59V107H61ZM91 106H92V105H91ZM180 106H181V105H180ZM1 107H2V108H1ZM29 107H30V106H29ZM37 107H38V106H37ZM37 107H36V111L34 110L35 112H37L38 109H39V111L42 109V112H43V110L45 109L44 107H41V109H40V108L37 109ZM51 107H50V108H51ZM79 107H80V106L77 105L76 108H79ZM26 108H27L26 110H29L28 107H26ZM50 108L48 107L49 110H50ZM174 108L177 109V107H174ZM178 108H179V107H178ZM1 109H3V110H1ZM12 109H13V107H12ZM14 109H13V112H12V110L10 111V112L12 113V115H13L14 112H16V109H15V111H14ZM48 109H47V110H48ZM58 110H59V109H58ZM60 110L63 111V108L60 109ZM71 110H73V109H71ZM71 110L69 109V111H71ZM32 111H33V110H32ZM62 111H60L59 114H61ZM10 112H8V113L11 114ZM17 112H16V113H17ZM19 112H20V113H19ZM25 112H26V111H25ZM29 112H31V110L27 112V115H28ZM35 112H34V113H35ZM48 112H49V111H48ZM48 112H47V113H48ZM64 112H65V111H64ZM74 112H75V111H74ZM203 112H204V111H203ZM8 113H6V114H8ZM32 113H33V112H31L30 114H32ZM34 113H33V115H35ZM45 113H46V111H45ZM45 113H43V115H45ZM62 113H63V112H62ZM67 113H70V112H67ZM3 114H2V115H3ZM6 114H5V115H6ZM30 114H29V116H30ZM40 114H41V113L39 112V115H40ZM57 114H58V113H57ZM72 114H73V112H72ZM2 115H1V116H2ZM5 115H3V116H5ZM12 115H11V116H12ZM24 115H25V114H24ZM36 115H37V113H36ZM39 115H38V116H39ZM47 115L49 116V114H47ZM47 115H45L44 117H47ZM67 115H68V114H67ZM69 115H70V114H69ZM69 115H68V116H69ZM200 115H202V114L200 113ZM3 116H2V118H3ZM9 116H10V115H9ZM13 116H14V115H13ZM13 116H12V117H13ZM17 116H18V115H17ZM19 116H18V117H19ZM25 116H26V115H25ZM29 116H27L26 118H29ZM38 116H37V117H38ZM41 116H42V114H41ZM63 116H65L64 113H63ZM61 117H62V116H61ZM65 117H67V116H65ZM5 118H6V116L4 117V120H6ZM57 118H58V117H57ZM57 118H56V119H57ZM67 118H68V117H67ZM7 119H9V118H7ZM11 119H12V118H11ZM36 119H37V118H35V119H33V120L37 121ZM46 119H49V118H46ZM58 119H59V118H58ZM58 119H57V124L55 125V127H59V126H60V123H58V122H60V121H59ZM40 120H41V119H40ZM1 121H2V120H1ZM1 121H0V126L2 125V124H1ZM8 121H9V120H8ZM20 121H22V120H20ZM25 121H26V120H25ZM25 121H24V122H25ZM27 121H28V119H27ZM27 121H26V122H27ZM29 121H30V120H29ZM35 121H33V124L35 123ZM43 121H44V120H43ZM43 121H42V122H43ZM12 122L15 123V122H17V121H12ZM12 122L9 123V124H11V125H12V124L15 125V124L12 123ZM24 122H23V123H22V122H21V123L19 122V123L24 125ZM31 122H32V121H31ZM99 122L102 123L101 121H99ZM6 123L8 124V122H6ZM6 123H5V124H6ZM37 123H38V121H37ZM43 123H44V122H43ZM48 123H49V121H48ZM48 123H46V124H48ZM25 124H26V123H25ZM27 124H28V123H27ZM35 124H36V123H35ZM40 124H41V123H40ZM49 124H50V123H49ZM51 124H53V123H51ZM13 125H12V126H10V125L7 126V125H6L5 127H10V128L13 127V128H15ZM17 125H18V124H17ZM17 125H15L16 128H17ZM28 125H29V124H28ZM28 125H27V127H28ZM30 125H32V124L30 123ZM38 125H39V123H38ZM70 125H71V124H70ZM170 125H171V123L169 124V126H170ZM21 126H22V125H21ZM35 126H37V125H35ZM53 126H54V124H53ZM53 126H52V129H51L50 127H48V128L51 129V130H49V129L47 128V129L49 130V133H48V134H47L48 130H47L46 133H45V131H44V130H46V129H43V132L41 131V133H43L44 135L47 134L48 136H49V135L51 136V140H52V142H51V143L49 142L50 146H51V145H55L56 143L61 144V145H60V146H61L60 148H62V150H61V149H60V150L63 152L64 150H67V149H65V148H69V147H67V146H68V145H67V142L69 141V136L65 135V134L63 133V130H62V129L53 128ZM169 126L166 128V130H164V133L162 134L163 136H161V137H160V136H156L157 138L154 137V138H155V141L153 140V142H154L155 144L161 143L163 146H167V145H169V144L171 143V141L173 140V136L167 134V132H172L173 128H172V127H169ZM3 127H4V124H3ZM19 127H20V125H19ZM19 127H18V128H19ZM24 127H26V125H24ZM24 127H23V128H24ZM31 127H33V126H31ZM31 127H29V128H31ZM10 128H9V129H10ZM13 128H12V129H13ZM18 128H17V129H18ZM37 128H39V127H37ZM37 128H36V129H37ZM59 128H60V127H59ZM61 128H62V127H61ZM1 129H2V127H1ZM1 129H0V130H1ZM6 129H7V128H6ZM6 129L4 128V129H2L1 131L6 130ZM19 129H20V128H19ZM19 129H18V130H19ZM21 129H22V128H21ZM21 129H20V130H21ZM31 129H32V128H31ZM161 129H163V126H161ZM243 129H244V128H243ZM20 130H19V131H20ZM25 130H26V128H25ZM25 130L23 129V131H25ZM241 130H242V129H241ZM6 131H7V130H6ZM16 131H17V130H16ZM16 131H15V132H16ZM20 132H21V131H20ZM25 132H26V131H25ZM25 132H24V133H25ZM89 132H91L90 134H92L93 130L90 128ZM30 133H31V131H30ZM41 133H40V134H41ZM5 134H6V133H5ZM7 134H9V133H7ZM27 134H28V133H27ZM35 134H36V133H35ZM37 134H38V133H37ZM37 134H36V136H38ZM43 134H42V135H43ZM158 134H159V133H158ZM11 135H12V134L10 133V135H8L7 137H9V136L11 137ZM16 135H17V134H16ZM31 135H33V134H31ZM44 135H43V136H44ZM47 135H46V136H47ZM71 135H72V134H71ZM71 135H70V137H72ZM14 136H15V135H14ZM29 136H30V134H29ZM48 136H47V137H48ZM50 136H49V137H50ZM85 136H86V134H85ZM88 136H89V135H88ZM99 136L103 137L104 135L101 134V135H99ZM99 136H98V137H99ZM15 137H16V136H15ZM20 137H21V136H20ZM30 137H31V136H30ZM32 137H33V136H32ZM32 137H31V138H32ZM41 137H42V136H41ZM41 137H40V138H41ZM47 137H43L42 139L45 138V140H46ZM86 137H87V136H86ZM158 137H159V138H158ZM11 138L13 139V136H12ZM33 138L35 139L36 137H33ZM40 138H39V139H40ZM88 138H90V137H88ZM20 139H21V138H20ZM20 139H19V140H20ZM34 139H32L31 145L33 144L32 146L35 148V149H34L35 151L38 150V147L42 148L43 146H44L43 148L46 149L45 145H43L42 143L39 142V141H42V139H40V140H39V139L34 140ZM37 140H38V141H37ZM33 141H34V142H33ZM72 141H75V140H72ZM20 142H21V140H20ZM20 142H19V144H20ZM21 143H22V142H21ZM52 143H53V144H52ZM70 143H71V142H70ZM44 144H45V143H44ZM49 144L47 143V146H48ZM68 144H69V143H68ZM75 144H76V141H75V143H74V146H73V145L71 146V148H70L71 150H70V151H71V152H74V153H77V152L75 151L76 149L74 150V148H76V147H75ZM77 144H79V143H77ZM77 144H76V145H77ZM56 145H58V144H56ZM21 146H22V144H21ZM21 146H19L20 149H21V150L23 149V151H24L25 147L22 148L23 146H22V147H21ZM28 147H29V146H27L26 148H28ZM51 147H52V146H51ZM51 147H49L50 150H51ZM53 147L55 148L56 146H53ZM53 147H52V148H53ZM40 148H39V149H40ZM44 149H42V151L40 150V151H41V153H40L41 155L38 154V153H39V150L37 151L38 153L36 152V154L33 152L34 155H33L32 157H34V158L32 159L31 162H30V160H29L28 158H25V156L23 155L22 158H24V159H22V160H24L25 164L27 165V167H26L27 170H25V172L29 170L28 172H26L27 174H29V173L32 174L34 171H37V169H38L39 167L37 168V167H34V166H38V165H40V164H45V165H48V164H49L48 167H47V169H45V170L42 169V170H41V174L39 173V176L42 175V174H43V175H44V174H47L48 171L50 170V167H49V166H50V165H51V166L53 165V163H51V162H54V166H55L54 168L52 167V169H53V170H56V171L58 170V169H55V168H58V167L55 165V164H56L55 161H51L52 159L50 158V159H51V160H50V159L48 158V157L51 156V154H50L49 156L47 155L48 157H45V156H44L45 154L42 155V153H44V152L46 151V150L44 151ZM49 149L47 150V152L49 151ZM77 149H78V148H77ZM30 150H31V148H30ZM55 150H56V149H55ZM57 150H58V149H57ZM60 150H58V151H60ZM72 150H74V151H72ZM0 151H1V150H0ZM2 151H3V149H2ZM18 151H19V150H18ZM25 151H26V150H25ZM28 151H29V150H28ZM28 151H27V153H28ZM43 151H44V152H43ZM51 151H54V149L51 150ZM51 151H49L48 153H50ZM67 151H68V150H67ZM54 152H55V151H54ZM65 152H66V151H65ZM82 152H83V151H82ZM6 153H7V152H6ZM6 153H4V155L2 154V155L4 156V158H5V154H6ZM15 153H17V152H15ZM15 153H14V154H15ZM18 153H19V152H18ZM55 153H56V152H55ZM55 153H54V154L52 153V154H53V157H54ZM57 153H59V152H57ZM68 153H70V152H68ZM74 153H70V154H71V155H74ZM0 154H1V153H0ZM11 154H12V152H11L9 155H7V156L10 157ZM19 154L22 155V151H20ZM19 154H18V156H19ZM23 154H24V152H23ZM46 154H47V153H46ZM62 154H64V155H63V158H64L65 160L69 158V157L67 158V152H66V154H65L64 152H63V153H60V154H57V155H58L57 158L59 157V155H60V157H61ZM70 154H68V156H69ZM82 154H83V153H81L80 155L82 156ZM26 155H27V154H26ZM65 155H66V157H64ZM71 155H70V156H71ZM7 156H6V157H7ZM16 156H17V155H16ZM28 156H29V155H28ZM39 156H42V157L44 156V159L42 158L43 161L40 160L41 158H40ZM0 157H1V156H0ZM9 157H8V158H9ZM53 157H52V158H53ZM75 157H76V154H75ZM75 157L71 156V158L76 159ZM4 158L2 157L1 160L4 159ZM11 158H12V156H11ZM57 158H55V159L57 160ZM63 158H62V159L60 158V160H62L61 162H63V160H64ZM15 159H16V158H15ZM5 160H6V158H5ZM5 160H4V162H5ZM53 160H54V159H53ZM65 160H64V161H65ZM68 160H71V159H68ZM68 160H67V161H68ZM6 161H7V160H6ZM9 161H10V159H9ZM9 161H8V162H9ZM11 161H12V163H13V165H14V166H12V167H15V168L17 167V169H18V171H19V169H21L20 163H23V161L21 162V160H20V162H19V160H13V158L11 159ZM11 161L9 162V165H10V166H11ZM58 161H59V159L57 160V162H58ZM0 162H1V161H0ZM4 162H3V163H4ZM61 162H59V163H61ZM59 163H57V164H59ZM71 163H72L71 166H74V165H73V162H70V163L68 162V164H67L68 167H69V164H71ZM78 163H79V162H78ZM6 164H7V163H6ZM63 164H65V162H64ZM63 164H62V166H63ZM74 164H75V162H74ZM31 165H33V166H31ZM75 165H76V164H75ZM5 166H6V165L4 164L3 167H5ZM10 166L8 167V164H7L6 168H3V170L6 171L7 169H9L8 171H10ZM42 166H43V165H42ZM1 167H2V166H0V171H1ZM23 167L25 168L24 165H23ZM29 167H31L33 171H31V170L29 169ZM64 167H65V166H64ZM64 167H62V168H64ZM68 167H66V170L68 169V171H66V170L63 171V170H62V172H64V173H63V177L66 175V173L70 172L71 169H74V170H75V168H76V170L78 169V167H76V166H74L73 168H70V169H69ZM80 167H81V166H80ZM80 167H79V168H80ZM15 168H11V170H12L11 172L13 173L12 176H11V179L15 177V175H14L15 172H16V169H15ZM62 168H60V165H59V169H62ZM13 169H14V171H13ZM52 169L49 171V173L54 172V171H52ZM64 169H65V168H64ZM23 170H24V169H23ZM23 170H20V171L24 172ZM39 170H40V169H39ZM39 170H38V172H39ZM46 170H48L47 173H46ZM42 171H44V173H42ZM56 171H55V172H56ZM58 171H59V170H58ZM25 172H24V174L20 172L22 175L19 176V178H20V177H22V178L24 177V179H21V178H20V181H24V182H25V180L27 179V177H26V179H25V176H24V175H26ZM59 172H60V171H59ZM20 173L18 172V173H16V174H19V175H20ZM34 173L36 174V172H34ZM70 173H71V172H70ZM2 174H3V173H2ZM2 174H1L0 177H1V179L3 178L4 181H3V179L0 180V181L5 182V183H2V186H5V185H6V187H7V186H10V184H11V181H10V180H11V179H10V178L7 179V178L2 177ZM30 174H29V175H30ZM35 174H34V175H35ZM55 174H56V173H55ZM72 174H73V173H72ZM72 174H71V176H72ZM75 174H76V173H75ZM32 175H33V174H32ZM32 175H31V176H32ZM34 175H33L32 177H34ZM61 175H62V173H61V174L59 173V176H56V175H54V176H56L57 178H60ZM26 176H28V175H26ZM31 176H30V177H31ZM71 176H70V177H71ZM17 177H18V176H16V179H17ZM30 177H29V178H30ZM70 177H69V178H70ZM73 177H74V176H73ZM73 177H72V178H73ZM72 178H71V179H72ZM6 179H7V180H6ZM66 179H67V177H66ZM76 179H77V177H76ZM5 180H6V181H5ZM12 180H14V179H12ZM27 180H28V179H27ZM57 180H58V179H57ZM46 181H47V180H46ZM54 181H56V180H54ZM62 181H63V180H62ZM62 181H61V182H62ZM65 181H66V180H65ZM65 181H64V182H65ZM72 181H73V180H72ZM72 181H71V182H72ZM16 182H17V181H16ZM28 182H29V181H28ZM43 182H45V181H43ZM58 182H59V181H58ZM61 182H60V184H62ZM66 182H67V181H66ZM75 182H76V180H75ZM18 183H19V182H18ZM22 183H23V182H22ZM48 183L50 184L51 182H48ZM48 183L46 182L45 185H47ZM72 183H73V182H72ZM4 184H5V185H4ZM14 184H16V183H14ZM19 184H20V183H19ZM39 184H40V183H39ZM41 184H43V186H44V183H41ZM49 184H48V186H49ZM52 184H53V183H52ZM56 184H57V185H56ZM117 184H118V183H116V186H114V187H117V189H120V187H121L120 184H119V185H117ZM16 185H18V184H16ZM29 185H31V184L29 183ZM50 185H51V184H50ZM12 186H13V185H12ZM14 186H15V185H14ZM38 186H39V185H38ZM56 186H57V187L59 186L58 183H57V181H56V183H55V187H56ZM119 186H120V187H119ZM123 186H125V184L122 183V189L124 188ZM6 187H3V189H0V193H2V191L5 190ZM29 187L31 188V186H29ZM55 187H54V188H55ZM4 188H5V189H4ZM13 188H14V187H13ZM15 189H16V188H15ZM15 189H13L14 192H15ZM114 189H115V188H114ZM114 189H113V191H114ZM117 189H115V191H116ZM122 189H121V190H122ZM125 189H126V188H125ZM125 189H123V191H124ZM6 190H7V189H6ZM29 190H30V189L28 188V191H29ZM79 190H81V189H79ZM79 190H78V192H80ZM121 190H120V191H121ZM126 190H128V189H126ZM126 190H125L124 192L126 193V196H127V194H128V192H129L130 189L128 190V192H126ZM81 191L83 192L84 190H81ZM87 191H88V190H87ZM87 191H86V192H87ZM91 191H92V190H91ZM113 191H112V193L115 194V195H116L117 193H119V192L114 193ZM117 191H118V190H117ZM5 192H7V191H5ZM14 192H13V193H14ZM16 192H17V190H16ZM30 192H31V191H30ZM42 192H43V191H42ZM56 192H57V191H56ZM86 192H85V193H86ZM89 192H90V191H89ZM3 193H4V191H3ZM10 193H11V192H10ZM10 193H8V194H10ZM73 193H74V191H73ZM90 193H91V192H90ZM106 193H107V192H106ZM66 194H67V193H66ZM87 194H88V197H87V198H89V193H87ZM87 194L84 195V196H82V197H80V199L86 197ZM110 194H111V192H110ZM120 194H123V193L121 192ZM120 194L117 195V197L114 196V195H113V196L116 197V198H118L117 200L119 201V199H120L121 197H118V196H120ZM16 195H17V194H16ZM56 195H57V194H56ZM69 195H70V193H69ZM79 195H80V194H79ZM81 195H82V193H81ZM104 195H106V197H104V198L106 199V200L104 199L105 202L107 201V197H108L109 199L112 197V196L109 197L108 193H107V194H104ZM128 195H129V194H128ZM5 196H6V193L4 194V196H2V198H0V210L3 209V210L5 211V214H8L9 216H11V213H13V210H14V211L17 210V211L21 212L20 214H23L25 211L28 212V210H26V207L28 206L29 208H33V209L36 211L35 213L38 215V217H34V218H32V220H29V222L32 221V224H36V225L38 226V225L40 224L42 218H43V215L46 214L47 212H49V210L47 211L46 208H45V204H46L45 202H38V201L40 200V196H39L38 194L32 196V194H30V193H25L24 195H21L23 199L18 198V199H17V200H18L17 202H15V199H16V198H14V200L11 199L13 202H15V203L12 204L13 207H11V206L9 205V203L7 202V200H8L9 198L7 199ZM11 196H12V195H11ZM124 196H125V195H124ZM7 197H10V195L7 196ZM70 197H71V199H72V189H71V196H68V197H66V198H69V199H70ZM78 197H79V196H78ZM114 197H113L112 199H110V200L115 201V198H114ZM61 198H62V197H61ZM64 198H65V197H64ZM87 198H86V199H87ZM123 198H124V197H123ZM71 199H70V201H71ZM109 199H108V201H110ZM51 200H53V196L51 197ZM73 200H74V199H73ZM82 200H83V199H82ZM120 200H121V199H120ZM5 201H6V202H5ZM8 201H9V200H8ZM84 201H85V200H84ZM84 201H83V202H84ZM108 201H107V202H108ZM70 203H72V201H71ZM74 203H75V202H74ZM77 203H79V202L77 201ZM80 203H81V200H80ZM80 203L77 204V206L81 205ZM108 203H109V202H108ZM108 203H105V204H108ZM112 203H114V202H111V205H112V206H115V205H113ZM75 205H76V204H75ZM82 205H83V204H82ZM109 205H110V203H109ZM111 205H110V206H111ZM66 206H67V205H66ZM66 206H65V207H66ZM77 206H75V207H77ZM71 207H72V206H71ZM79 207H81V206H79ZM12 208H14V209H12ZM61 208H62V207H61ZM33 209H32V210L29 209V211H30L31 213H34ZM66 209H67V207H66V208H62V209H60V208H56L55 205H52V207H50V212L52 213L53 219L56 218V220H57V218H59V219H60V220H59V221H60V222H59L60 225H61V224H64V223L66 224V221H67L68 215L70 214L68 211H66ZM108 209H109V207H108ZM3 210H2V211H3ZM71 210H72V209H71ZM78 210H79V209H78ZM106 210H107V209H106ZM106 210H105V211H106ZM32 211H33V212H32ZM74 211H76V210H74ZM102 211H103V210H102ZM105 211H104V213H105ZM15 212H16V211H15ZM83 212H85V211H83ZM83 212H82V213H83ZM0 213H1V212H0ZM16 213H17V212H16ZM73 213H75V212H73ZM77 213H78L79 221L82 222V221H81V220H82L81 217H83V219H84L85 216H81V217H80V215H82V214L80 213V210H79V212H77ZM2 214H3V213H2ZM24 214H25V213H24ZM24 214H23V215H24ZM79 214H80V215H79ZM3 215H4V214H3ZM8 215H4V218H3L2 220H0V236H1L2 233L5 231V225H6V227H7V230H8V228H9V230H10V231H13V232L11 233L12 236H11L9 239H7V238H2V237H1V239H0V264H4V263H5V258H7V259L13 258V253H12V252H13L16 248H18V247H16L15 245H20V248H22V247L25 246L27 243H29V242L31 241V239H32L34 236L37 237V236H38L37 233H38L40 230H44V231L46 230V229H44L45 225H44V227H42L41 225H39L38 227H35V228H36V232H35V233H36L37 235H34L32 238H30L31 236H30V237H27L26 235H27L28 233H31V232L34 233L33 230H35V229H32V231L30 230L29 232L27 231V232H28L27 234L24 233L23 235H19V234H20L19 230H20V231L24 230V227L27 225V223L25 222V220L28 221V219L26 218L24 221H22L23 224H22V223H21V224H18V223H9V220L6 221L8 218L10 219V217H8ZM28 215H29V214H28ZM37 215H36V216H37ZM76 215H77V214H75V216H76ZM15 216H18V214H17V215H14V217H15ZM21 216H22V215H21ZM34 216H35V215H34ZM101 216H102V215H101ZM103 216H104V214H103ZM6 217H8V218H6ZM11 217H13V216H11ZM14 217H13V218H14ZM27 217H28V216H27ZM71 217H72V213H71ZM97 217H98V216H97ZM97 217H96V218H97ZM5 218H6V220H5ZM17 218H18V217H17ZM19 218H20V216H19ZM21 218H22V217H21ZM45 218H46V217H45ZM86 218H87V217H86ZM86 218H85L84 220L89 219V218H87V219H86ZM99 218H100V217H99ZM99 218H97V219H99ZM11 219H12V218H11ZM29 219H30V217H29ZM48 219H50V218H48ZM53 219H52V220H53ZM77 219H78V218H77ZM100 219H101V218H100ZM56 220H54V222H55ZM44 221H45V219H44ZM24 222L26 223L25 226H24V224H25ZM50 222H51V221H50ZM57 222H58V220H57ZM46 223H47V222H46ZM59 223H58V224H59ZM82 223H83V222H82ZM43 224H44V222H43ZM49 224H50V223H49ZM49 224H48V225H49ZM51 224H52V223H51ZM23 226H24V227H23ZM27 228H28V227H27ZM49 228H52L51 225L48 226V229H49ZM27 230H28V229H27ZM7 232H8V231H7ZM4 233H5V232H4ZM22 233H23V232H22ZM11 234H10V235H11ZM25 234H26V235H25ZM8 235H9V234H8ZM28 235H30V234H28ZM25 236H26V237H25ZM29 238H30V239H29ZM29 240H30V241H29ZM20 242H22V243H20ZM46 243H47V244H46ZM48 243H49V241H48V240H45V242H44L45 245L43 244V246H42L43 249L41 248V250H37V251H35L34 247H32L31 244H29V249H28V251L30 252V256H31L32 258H34L35 261H37V262H39V263H43V261L40 262V259H42V258H46V257H44V256H46L45 253H46V248L48 247ZM21 244H22V245H21ZM39 248H40V247H39ZM36 249H37V248H36ZM35 252H36V254H35ZM38 253H39L40 255H37ZM49 256H50V254H49ZM47 257H48V256H47ZM50 258H51V256H50ZM50 258H48V259H50ZM46 260H47V259H46ZM50 261H51V260H50ZM44 262H45V261H44Z\"/></svg>",
  "mask_w": 264,
  "mask_h": 264
}]
</instances>
